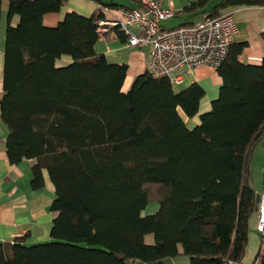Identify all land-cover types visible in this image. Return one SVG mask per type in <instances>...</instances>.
<instances>
[{"label":"trees","instance_id":"1","mask_svg":"<svg viewBox=\"0 0 264 264\" xmlns=\"http://www.w3.org/2000/svg\"><path fill=\"white\" fill-rule=\"evenodd\" d=\"M64 4L9 0L0 97L7 153L13 164L36 160L34 187L46 169L55 199L50 240L0 243V264H147L179 256L190 264H241L256 206L251 159L264 140V60L240 62L245 44L232 43L217 69L219 95L199 114L205 90L197 82L176 90L145 72L124 92L128 65L95 51L100 9L43 24ZM241 5L264 0H190L181 12L215 18ZM64 56L72 61L58 65ZM197 114L199 123L188 126L183 115ZM152 202L158 210L145 215ZM258 257L264 264L261 249Z\"/></svg>","mask_w":264,"mask_h":264},{"label":"crops","instance_id":"2","mask_svg":"<svg viewBox=\"0 0 264 264\" xmlns=\"http://www.w3.org/2000/svg\"><path fill=\"white\" fill-rule=\"evenodd\" d=\"M113 1L119 6L128 8H138L140 6V0ZM189 1L163 0V7L171 9L177 14L163 21L162 24L166 27H176L200 19L199 14L190 15L181 12ZM8 9L9 0H2L0 97L3 92L4 46L5 32L8 25ZM98 9L99 5L92 0H65V4L60 12H50L43 16V24L48 27H55L64 19L67 12L75 11L83 16H92L98 12ZM224 14H231L235 20L237 32L233 43L245 44L242 52L239 54V61L244 64L261 65L264 60V6H235L224 10ZM104 16L105 18H113L115 12L105 13ZM19 21L20 17L15 15L12 19V24L16 25ZM116 32L117 36L112 39H99L95 46V51L106 57L109 62L125 63L128 65L127 76L123 85V91L127 92L136 76L148 72L150 47H130L128 45V38L124 33L120 30ZM71 61V57L64 56L57 64L60 66L67 65ZM187 81L188 85L197 82L205 90V96L200 103L199 114L209 111L212 101L219 95L223 82L218 71L208 66L199 67L187 73L185 83ZM199 114L191 119L185 115H183V118L188 126L194 127L199 123ZM7 135V126L2 122L0 115V243L14 242L19 238H23V244L28 246L47 242L50 240V230L54 218L51 206L55 199V187L46 169L42 170L43 183L38 187L33 186L35 159H24L16 164L10 162L7 153ZM254 150L255 148L253 149V155ZM256 185L257 183L254 185L255 188ZM258 187H261V190L257 191L256 188V192L260 193L264 187V183ZM257 219L258 215L257 211H255L249 220V240L250 235L252 238V234H258L256 226L255 231H252L253 225H257ZM251 263L248 262L247 264ZM170 264H190V260L185 256H179L175 259L172 258Z\"/></svg>","mask_w":264,"mask_h":264},{"label":"built area","instance_id":"3","mask_svg":"<svg viewBox=\"0 0 264 264\" xmlns=\"http://www.w3.org/2000/svg\"><path fill=\"white\" fill-rule=\"evenodd\" d=\"M105 15L114 11L113 18L99 21L100 39H112L120 30L130 47H150L148 72L156 78H168L173 86L183 85L186 75L194 69L208 66L217 70L229 53L237 27L231 14L204 17L176 27H166L163 21L175 16L163 7V0H140L138 8H108L99 6ZM256 230L264 251V187L257 204ZM256 258L251 264H259ZM232 264V263H229Z\"/></svg>","mask_w":264,"mask_h":264},{"label":"rangeland","instance_id":"4","mask_svg":"<svg viewBox=\"0 0 264 264\" xmlns=\"http://www.w3.org/2000/svg\"><path fill=\"white\" fill-rule=\"evenodd\" d=\"M171 21V20H170ZM188 81L184 83L181 86L175 87L176 90L184 89L187 87ZM189 86V85H188ZM254 155L252 156L251 159V177H252V185L254 186L255 183H257L256 188L257 191L261 190V187H258L259 185L262 186V183H264V141L259 143L256 147H254ZM254 187V189L256 190ZM259 188V189H258ZM156 208V209H155ZM153 209H155L153 211ZM158 209V204L157 203H150L147 208L144 210V214H153L157 211ZM255 226L253 225L252 231H255ZM147 241L151 242L152 241V236H149L147 238ZM249 244L246 249V253L244 256V259L242 261V264H247L248 262H253L255 260V256L258 253V250H260V238L258 234L254 235L252 234V238L250 235V240Z\"/></svg>","mask_w":264,"mask_h":264},{"label":"water","instance_id":"5","mask_svg":"<svg viewBox=\"0 0 264 264\" xmlns=\"http://www.w3.org/2000/svg\"><path fill=\"white\" fill-rule=\"evenodd\" d=\"M259 200H260V193H257L256 197H255V201H256L255 211L258 210L257 204H258ZM171 262H172V258H165V259L159 260L157 262H150L147 264H170ZM137 264H144V263L138 262Z\"/></svg>","mask_w":264,"mask_h":264}]
</instances>
